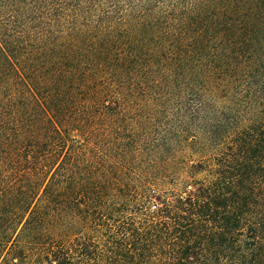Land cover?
I'll return each instance as SVG.
<instances>
[{
  "label": "trees",
  "instance_id": "trees-1",
  "mask_svg": "<svg viewBox=\"0 0 264 264\" xmlns=\"http://www.w3.org/2000/svg\"><path fill=\"white\" fill-rule=\"evenodd\" d=\"M138 94L179 193L103 142ZM0 264H264V0H0Z\"/></svg>",
  "mask_w": 264,
  "mask_h": 264
},
{
  "label": "rangeland",
  "instance_id": "rangeland-1",
  "mask_svg": "<svg viewBox=\"0 0 264 264\" xmlns=\"http://www.w3.org/2000/svg\"><path fill=\"white\" fill-rule=\"evenodd\" d=\"M136 97L134 102H126L124 110L121 109L123 116L118 124L121 128L119 137L122 140V146L115 152L112 149L113 143L111 137H108L111 131L109 126H107L108 134L104 137L103 142L108 144L107 147L111 149L108 152L118 153L119 161L122 163L119 167L123 171L135 169L134 180L138 179V181H132V184H128L130 187L150 186V194H154L155 190L156 193H162L163 196L179 193L184 187L194 184L188 177L190 173L194 174L196 178L204 177L206 167L203 160L207 158L202 157L203 160L199 158L207 153L198 152L194 147H184L179 144H172L170 150L167 151L157 148L155 141L159 142L162 138H168L172 127H174L173 123H170L172 114L168 113L163 104L157 102L155 98L153 99V96L145 99L140 98V94H138ZM156 157L158 158L155 165L153 161ZM147 174H149V178H152L153 175L157 176L155 183L149 184L146 181H141V178L146 177ZM156 185H159L162 191ZM152 200L154 203L158 202L155 198Z\"/></svg>",
  "mask_w": 264,
  "mask_h": 264
}]
</instances>
